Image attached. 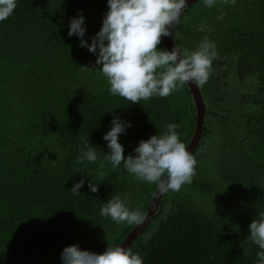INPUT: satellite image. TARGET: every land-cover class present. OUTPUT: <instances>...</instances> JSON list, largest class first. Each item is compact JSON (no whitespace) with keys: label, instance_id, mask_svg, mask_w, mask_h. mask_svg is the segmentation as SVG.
Here are the masks:
<instances>
[{"label":"trees","instance_id":"trees-1","mask_svg":"<svg viewBox=\"0 0 264 264\" xmlns=\"http://www.w3.org/2000/svg\"><path fill=\"white\" fill-rule=\"evenodd\" d=\"M107 9V0H18L0 22V264H62L64 247L94 245L88 226L115 231L109 244L119 245L135 224L119 226L100 215L112 196L126 197L130 207L135 189L145 213L156 185L105 159L110 149L103 136L113 116L132 124L119 137L125 156L170 122L179 125L185 144L193 134L186 83L140 103L113 96L96 54L68 36L70 18L83 10L84 39L91 43ZM172 32L181 52L195 50L205 36L218 52L199 86L206 112L192 153L196 174L179 191L163 194L159 212L128 248L144 264H255L258 246L246 238L249 224L264 214V0H215L213 7L197 0ZM157 48L166 49L163 38ZM86 138L98 159L78 165ZM81 178V195H73ZM88 181L99 184L98 192Z\"/></svg>","mask_w":264,"mask_h":264},{"label":"clouds","instance_id":"clouds-1","mask_svg":"<svg viewBox=\"0 0 264 264\" xmlns=\"http://www.w3.org/2000/svg\"><path fill=\"white\" fill-rule=\"evenodd\" d=\"M235 3V0H231ZM18 0H0V22L8 19L17 7ZM188 0H107L108 9L102 19V27L92 37L86 33L83 10L70 18L68 36L80 38V46L96 54L95 63L107 78L108 91L131 103H140L153 96L167 97L185 83L203 86L207 83L213 61L218 58L215 43L207 36L190 53L157 48L163 36L172 35L179 24ZM213 7L215 0H204ZM223 18V13L218 19ZM205 25L199 31H205ZM160 68L163 71L157 73ZM132 127L131 121L113 116L110 129L103 139L110 149L104 153L113 169L123 164L124 169L136 179L155 184L160 193L179 191L192 182L196 174V157L188 150L177 131L179 125L170 122L161 133L141 139L134 148L135 155L124 154L120 135ZM98 149L86 138L80 146L76 164L95 162ZM93 180V179H92ZM86 180L81 178L71 187L73 195H81ZM91 192H98L99 184L88 181ZM100 215L110 217L116 223L139 225L147 218L140 208L130 209L127 198L112 196L103 203ZM250 235L246 239L258 246L255 264H264V214L249 224ZM62 264H144L143 257L131 248L110 245L102 253L81 249L79 244L64 247L60 256Z\"/></svg>","mask_w":264,"mask_h":264},{"label":"water","instance_id":"water-1","mask_svg":"<svg viewBox=\"0 0 264 264\" xmlns=\"http://www.w3.org/2000/svg\"><path fill=\"white\" fill-rule=\"evenodd\" d=\"M195 1L197 0H188L187 6L194 3ZM162 38H163V42L167 50H172L174 47L178 49L175 42L173 41L172 35L163 36ZM186 84L189 88V92L191 94L193 104H194V109H195V125H194L193 134L190 140L188 141V143L186 144V147L188 148V150L191 153H193L194 150L199 145L201 136L204 131V118H205L206 106H205L204 99L200 92V87L196 86L192 82L186 83ZM163 194L164 193H160L157 190V188L155 189V192L150 198L147 208L144 213L147 218L144 220L143 223L139 225L135 224L119 245H122L125 248H128L132 240L135 239L144 230V228L147 226V224L152 219V217L156 213L159 212V204L161 202Z\"/></svg>","mask_w":264,"mask_h":264},{"label":"rangeland","instance_id":"rangeland-1","mask_svg":"<svg viewBox=\"0 0 264 264\" xmlns=\"http://www.w3.org/2000/svg\"><path fill=\"white\" fill-rule=\"evenodd\" d=\"M91 23H93L92 25L95 28L99 26V24H97V23H94V22H91ZM142 187H139V188L141 189ZM135 194L138 195L137 191L135 189H132L130 192V196H131V198H130L131 202H129L131 204V206L129 207L130 209L137 208V198H133L135 196ZM226 204H230L232 207H234L236 205V203L232 202L231 198H229V200H228V202H226ZM116 224H118L120 226V225H123L126 223H116ZM88 231H93V234H95V235H93L95 243L91 248H89L87 250L97 252V253H102L105 250L103 247L100 246V244H101L100 240H104L105 244L108 246V244L110 243V240L115 236L114 235L115 231L109 235L107 228L98 229L94 226H88L86 232L88 233Z\"/></svg>","mask_w":264,"mask_h":264}]
</instances>
